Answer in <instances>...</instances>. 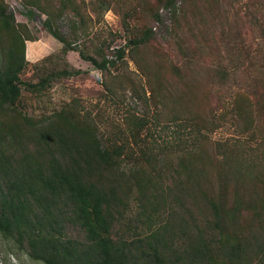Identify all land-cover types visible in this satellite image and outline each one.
<instances>
[{"label":"trees","instance_id":"1","mask_svg":"<svg viewBox=\"0 0 264 264\" xmlns=\"http://www.w3.org/2000/svg\"><path fill=\"white\" fill-rule=\"evenodd\" d=\"M22 1L46 16L44 26L64 45L63 53L77 50L55 27L62 9L53 13L41 0ZM161 3L176 10L177 0ZM124 27L129 29L127 21ZM152 38L149 30L129 40L116 51L118 61L103 53L99 58L79 53L104 73L119 69L118 62L126 66L128 54L147 76L155 120L148 113H128V134L117 126L102 128L100 119L70 103L36 119L25 104L35 97L45 106L52 81L77 77L81 71L62 70L37 83L24 81L29 66L26 43L39 39L18 23L6 0H0V234L32 261L264 264V61L253 69L209 70L214 86L223 89H213L214 105L206 96L201 106L191 88V104L186 102L187 88L175 86L184 82L186 67L171 65L164 71L160 62L151 69L142 65L136 51ZM107 91L114 89L108 86ZM158 117L185 129L186 140L179 136L171 148L162 149L148 142L144 134ZM226 127L248 135L256 147L242 146L241 135L234 145H212L211 135ZM132 195L143 234L114 237ZM72 228L81 236L74 237Z\"/></svg>","mask_w":264,"mask_h":264},{"label":"rangeland","instance_id":"2","mask_svg":"<svg viewBox=\"0 0 264 264\" xmlns=\"http://www.w3.org/2000/svg\"><path fill=\"white\" fill-rule=\"evenodd\" d=\"M6 2L14 11L18 23L27 25L32 36L39 39L26 43L29 66L22 75L24 81L37 83L41 78L62 70L81 71L77 77L52 81V89L44 99L45 106L35 97L25 104L27 113L36 119L70 103L81 105L83 111L91 112L97 120L100 119L102 128L109 125L115 130L117 126L125 133L129 132L126 126L128 113L141 117L148 113L155 120L157 108L153 104L147 76L128 54L125 57L126 66L118 62L119 69L111 68V72L104 73L79 53L95 58L103 53L108 60L118 61L116 51L149 30L153 31L151 43L136 51L137 56L148 69L155 62L163 63L164 71L171 65L186 67L184 82L176 81L175 86L176 89L187 88L189 101L186 102L189 103L194 102L191 88L198 93L201 106H205L206 96L212 98L211 95L216 93L213 89H223L214 86L209 70L217 66L253 69L254 64L264 61V0H177L176 10L165 8L161 0H65L62 8V0H41L44 5L50 6L53 13L62 9L55 27L60 28L77 49L68 54L63 53L64 45L45 28L47 18L39 9L26 6L22 0ZM125 21L128 30L124 27ZM31 54L34 56L31 57ZM2 56L0 45V65ZM231 59H236V63L232 64ZM118 75L122 77L119 80L116 78ZM115 80L122 87L115 89ZM108 86L114 89L113 93L107 91ZM213 100L214 97V105ZM157 120L144 134H148V142L162 149L171 148L170 145L177 142L179 136L186 140L185 129H176L162 117ZM239 135L242 146L247 149L256 147L252 138L234 132L233 127L213 133L211 143L216 146L229 141L234 145ZM171 157L174 158L173 155ZM134 197L129 198L123 226L114 228V237L123 235L131 239L145 229L143 223L137 222L140 209ZM134 220L135 223L132 222ZM70 233L74 237L81 236V232L73 228ZM0 264L42 263L32 261L12 240L0 234Z\"/></svg>","mask_w":264,"mask_h":264}]
</instances>
